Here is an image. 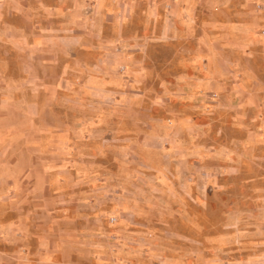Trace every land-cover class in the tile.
<instances>
[{
    "label": "rangeland",
    "instance_id": "374dc122",
    "mask_svg": "<svg viewBox=\"0 0 264 264\" xmlns=\"http://www.w3.org/2000/svg\"><path fill=\"white\" fill-rule=\"evenodd\" d=\"M0 264H264V0H0Z\"/></svg>",
    "mask_w": 264,
    "mask_h": 264
}]
</instances>
